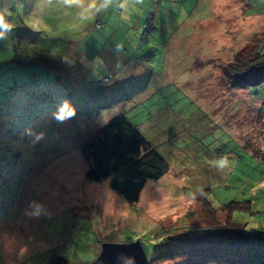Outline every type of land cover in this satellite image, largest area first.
Returning <instances> with one entry per match:
<instances>
[{
  "label": "rangeland",
  "instance_id": "rangeland-1",
  "mask_svg": "<svg viewBox=\"0 0 264 264\" xmlns=\"http://www.w3.org/2000/svg\"><path fill=\"white\" fill-rule=\"evenodd\" d=\"M19 1L0 0L10 25L0 28V52L27 54L13 53L23 73L6 70L0 84L7 95L15 81L25 83L29 94L22 102L19 91L0 121V264H48L52 257L91 264L104 244L136 241L147 264H177L190 251L201 258L198 240L179 242L209 228L217 237L226 223L220 210L231 202L238 203L234 222L264 225V85L235 86L223 73L237 54L264 44V0H128L126 11L115 0L104 10H117L115 19L128 26L114 37L102 34L98 13L83 20L79 6L64 0H35L51 17L31 18V32L23 31L14 26ZM19 32L26 40L20 48ZM44 36L57 42H38ZM43 58L51 65L42 71ZM66 100L75 115L61 122L56 113ZM117 118L169 167L147 181L135 203L110 189L112 178L85 177L81 147ZM222 156L229 166L221 170L212 161ZM216 242L206 247L225 258L218 264H254L246 247Z\"/></svg>",
  "mask_w": 264,
  "mask_h": 264
},
{
  "label": "trees",
  "instance_id": "trees-1",
  "mask_svg": "<svg viewBox=\"0 0 264 264\" xmlns=\"http://www.w3.org/2000/svg\"><path fill=\"white\" fill-rule=\"evenodd\" d=\"M12 11L15 13L16 10L12 9ZM17 18L19 21V16ZM14 23L17 24V28L23 25H20L17 20ZM96 23L94 25L95 30L98 29ZM26 30L27 28L23 31ZM23 35L25 34L21 35L19 32L17 36L22 40ZM16 41L18 44L21 42ZM39 41L46 45L57 42L45 36ZM262 47H264V44L258 43L253 48L237 54L235 59L223 68L226 79L233 85L241 87L264 85V48ZM18 48H20V44ZM19 50H13L12 54H17L20 52ZM12 62L18 65L23 64L17 60H12L10 63H2L1 66L10 65ZM28 63L26 62L25 65ZM50 65L47 64L44 58L42 62L37 63L38 68L42 71L45 66ZM81 152L89 163V169L85 175L86 179L92 182H102L112 178L109 185L110 189L128 203L138 201L141 190L147 181H157L169 170L165 160L151 149L138 131L124 118H117L109 122L107 126L81 147ZM199 199L202 200V204L215 218V209L211 208V204L206 199L200 197ZM231 203L220 210L226 215V223L218 230L216 229L217 237L224 238L228 236L233 238L237 244L247 248L246 259L248 263L264 264V238L261 237V235H264V225L260 224L258 228L249 229L234 222L232 211L235 207H238V203ZM48 264L67 263L62 259L52 257L49 259ZM228 264L233 263L229 261Z\"/></svg>",
  "mask_w": 264,
  "mask_h": 264
},
{
  "label": "crops",
  "instance_id": "crops-1",
  "mask_svg": "<svg viewBox=\"0 0 264 264\" xmlns=\"http://www.w3.org/2000/svg\"><path fill=\"white\" fill-rule=\"evenodd\" d=\"M35 2H36L35 0H24L23 5H17V13H18V16L20 18L19 19L20 22L18 20H17V22L20 23V25L23 24L22 26L24 27V29L27 28V30H26L27 32L28 31L31 32L30 27L28 26L29 25V21L32 23L31 18H39V20L41 22L45 23V20L47 22V20L51 17V14L50 13H46V11H45V6H48V5H45L44 2H40V5H36ZM112 2L115 3V0H112ZM122 2H123V0H119L116 5H120ZM86 3H87V0H85V6H86ZM134 5H145V3H142L141 0H140L139 3H137V0H134ZM79 8H80V10H82V8L80 6H79ZM21 15L24 16V17H21ZM97 15H99V21H100V23L102 25V27H101L102 34L106 36L108 31H110V35L107 36V37H114L116 31L119 29L120 26H123L124 28H125V26L126 27L128 26L127 22L126 23H122L121 20L115 19L116 15H118L117 10H114V9L113 10H102ZM14 24H15L14 26L16 27L17 24L16 23H14ZM134 24L136 26H139V24H141V22L139 23L138 19H136ZM36 27L37 26H32V29L36 30L37 29ZM113 28H114V30H111ZM109 39H111V38H109ZM20 41L26 42V40L23 39V38ZM19 44H20V47H21V42ZM20 52L22 54H24V55H27L26 52H24L23 50H21ZM12 55L13 54L9 50H2L0 52V60L3 62L4 60L7 59L6 62L10 63V61H12V59L10 58ZM52 56L53 55H51L50 57H52ZM13 65H15V66H13ZM13 68H18L19 69V70H13V71H15V72L19 71L18 73H23V72H21L22 71L21 70V66L15 64V62H12L10 65H6V66L4 65V67L1 68L0 74L3 73V76L7 75V73H5V71L6 70H12ZM28 70H30V68H28ZM24 84L25 83H22L21 85H18V81H15L14 85L11 86L14 89L10 88L12 92L10 94H7V95L5 93L8 91V89H4L3 86L0 84V121H2L4 119L3 112L5 110H9V109H13L14 110V107L11 106V104L20 95L19 91H22L21 93L24 95V97L22 99V102H24L26 99L29 98L28 92H26V93L24 92L23 93V90H21V89H24V87H25ZM8 95H10V96H8ZM8 100H11V101L9 103H7ZM25 115H27V114H25ZM1 116H3V117H1ZM9 116H10V114L6 113L5 117H9ZM15 118H17L16 114H15ZM10 119L11 118L9 117V120ZM1 134H3V133H2V130L0 129V135ZM209 230H210V228H209ZM209 230H205L207 232V234L192 235V236H195V237L197 236L198 239L196 237V239L194 240V238H192V237L185 236L186 241L184 240L183 242H179V244H195L196 241L198 240L197 241V243H198L197 245L204 246V248H203V253L204 254H203V256L201 258H200V256L202 254L199 253L198 251H190L187 257L181 256L182 254L179 255V256L176 255L177 256L176 258L178 260L177 264H179L180 258L183 259L185 264H202L204 261L201 262L199 260L205 259V261H206L207 258H209V260H211L214 264H218L219 262L225 260V258H221L216 253H210L208 248L206 247L207 246L206 244L208 242L213 241V240H219V242H216V244H215L216 246H219L221 244V242L225 241L226 239L231 240L232 244H234V243L236 244L235 240L233 238L228 237V236H225L224 238L215 237L214 231L212 232V231H209ZM184 235H188V233L185 232ZM200 238H204V239L199 242ZM189 241H191V242L189 243ZM243 247H245V246H243ZM172 256H173V258H175V254H173Z\"/></svg>",
  "mask_w": 264,
  "mask_h": 264
},
{
  "label": "clouds",
  "instance_id": "clouds-1",
  "mask_svg": "<svg viewBox=\"0 0 264 264\" xmlns=\"http://www.w3.org/2000/svg\"><path fill=\"white\" fill-rule=\"evenodd\" d=\"M65 4L77 5L82 8L81 19L87 20L91 18L95 13H99L100 11L107 9L109 5L112 4V0H87L85 6V0H64ZM140 0H137L139 3ZM120 8L127 10L128 0H123V2L119 5ZM7 15V10L5 9L3 12H0V28L10 30V25L6 23L5 16ZM127 19V17H125ZM3 35V31H0V36ZM53 55H55V51L53 50ZM67 59V58H66ZM75 115V111L73 108L69 107V102L66 100L63 102V105L59 108V111L56 113V119L58 121L63 122L65 119L71 118ZM42 135V134H41ZM37 139H40V136H37ZM213 165L219 169H224L229 166V162L226 156H222L220 159L212 161ZM39 211V208H37Z\"/></svg>",
  "mask_w": 264,
  "mask_h": 264
},
{
  "label": "water",
  "instance_id": "water-1",
  "mask_svg": "<svg viewBox=\"0 0 264 264\" xmlns=\"http://www.w3.org/2000/svg\"><path fill=\"white\" fill-rule=\"evenodd\" d=\"M138 241L120 245L104 244L97 259L91 264H147Z\"/></svg>",
  "mask_w": 264,
  "mask_h": 264
},
{
  "label": "built area",
  "instance_id": "built-area-1",
  "mask_svg": "<svg viewBox=\"0 0 264 264\" xmlns=\"http://www.w3.org/2000/svg\"><path fill=\"white\" fill-rule=\"evenodd\" d=\"M261 233H262V231H261ZM261 237L264 238V235H261Z\"/></svg>",
  "mask_w": 264,
  "mask_h": 264
}]
</instances>
